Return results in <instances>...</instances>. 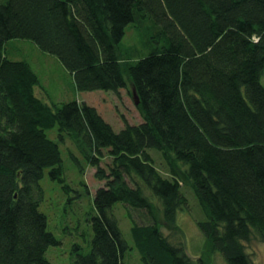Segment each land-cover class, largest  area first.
<instances>
[{"label": "trees", "instance_id": "trees-1", "mask_svg": "<svg viewBox=\"0 0 264 264\" xmlns=\"http://www.w3.org/2000/svg\"><path fill=\"white\" fill-rule=\"evenodd\" d=\"M129 24L146 36L143 55L121 43ZM18 38L54 55L78 92L135 89L141 120L117 130L85 101L46 100L28 61L5 53ZM59 143L101 182L72 264H123L130 249L142 264H206L162 230L188 188L209 251L256 264L246 243H264V0H0V264H51L39 182L48 169L69 188Z\"/></svg>", "mask_w": 264, "mask_h": 264}, {"label": "rangeland", "instance_id": "rangeland-1", "mask_svg": "<svg viewBox=\"0 0 264 264\" xmlns=\"http://www.w3.org/2000/svg\"><path fill=\"white\" fill-rule=\"evenodd\" d=\"M145 37L133 24H129L125 28V35L121 43L125 47L133 45L136 48V53L143 55L146 53ZM5 53L10 59L28 61L40 81L41 89L39 90L43 91L42 95L48 101L63 102L71 99L85 101L93 105L117 130L123 126L122 118L129 123H137L141 120V114L134 103L130 86L120 89L117 93L102 90L78 92L73 86L69 73L57 58L41 51L28 39L18 38L6 42ZM46 132L49 137L58 141L56 127L46 130ZM59 145L65 181L69 188L65 190L61 183L51 180L48 169H45L39 182L43 189L40 210L46 214L47 228L58 241L57 244L48 247L46 257L51 264H72L75 253L74 244H78L82 252L88 250L92 237L88 218L91 213H94L93 196L101 182L95 178L94 168L86 163L73 144L69 143L65 146L59 143ZM70 153L76 156L77 161L73 160ZM156 153L158 154L157 151ZM158 155L162 159V155L160 153ZM103 161H109V158L105 156ZM183 192L187 197L188 207L178 210L175 223L170 227L164 225L163 232L175 239H181L191 258L202 257L206 264H226L220 253L209 251L205 237L198 228L197 222L206 219V216L192 189H184ZM151 199L156 204H160L156 198L151 196ZM117 213L124 229V235L131 242L128 232L130 222L126 218L124 210H117ZM131 214L137 222H144L142 219L145 216L142 213L132 211ZM156 215L159 221L164 223L158 206ZM170 229H175L178 234L171 233ZM246 250L254 263H264L263 242L252 237L246 243ZM123 264H142L136 249L127 251Z\"/></svg>", "mask_w": 264, "mask_h": 264}, {"label": "water", "instance_id": "water-1", "mask_svg": "<svg viewBox=\"0 0 264 264\" xmlns=\"http://www.w3.org/2000/svg\"><path fill=\"white\" fill-rule=\"evenodd\" d=\"M133 98H134V102H135V104H138V98H137V95H136L135 89H133Z\"/></svg>", "mask_w": 264, "mask_h": 264}]
</instances>
